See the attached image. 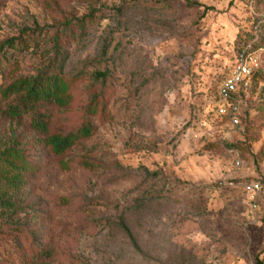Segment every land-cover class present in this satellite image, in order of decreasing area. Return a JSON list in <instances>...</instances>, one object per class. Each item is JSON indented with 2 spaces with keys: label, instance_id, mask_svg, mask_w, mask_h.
<instances>
[{
  "label": "rangeland",
  "instance_id": "1",
  "mask_svg": "<svg viewBox=\"0 0 264 264\" xmlns=\"http://www.w3.org/2000/svg\"><path fill=\"white\" fill-rule=\"evenodd\" d=\"M56 36L71 101L50 105V129L85 120L100 91L92 135L58 154L34 142L26 116L0 115V139L24 145L35 167L21 219L52 240L47 263L255 264L264 250V60L239 125L216 104L239 47L264 41V0H0V88L52 56ZM254 179L253 208L242 183ZM14 242L0 233V264H20Z\"/></svg>",
  "mask_w": 264,
  "mask_h": 264
},
{
  "label": "trees",
  "instance_id": "2",
  "mask_svg": "<svg viewBox=\"0 0 264 264\" xmlns=\"http://www.w3.org/2000/svg\"><path fill=\"white\" fill-rule=\"evenodd\" d=\"M55 40L54 54L40 63L36 70L21 73L3 83L0 91L6 102L0 105V115L4 114L16 121L26 116L28 124L37 132L34 142L60 154L92 135L94 125L91 116L98 112L101 93L99 91L92 95L87 104L88 117L77 126L67 130L50 129L53 116L50 105L66 107L71 101L72 77L65 73L66 56L63 55L57 36ZM243 46L239 47L235 57ZM259 71L260 67L255 70L254 76ZM96 74L103 77L106 71L98 70ZM244 95L243 93L242 98ZM85 164L90 163L85 161ZM34 168L32 161L26 156L24 145L14 141L12 137L0 139V216L3 218L0 221V233L10 235L15 240L14 252L20 264H49L47 262L56 251L52 240L33 235L31 228L21 219L24 209L22 189L28 183ZM118 223L133 245L139 248L128 224L123 219ZM21 238L29 239V253L25 251ZM263 252L264 250L258 255L255 264H264L260 259Z\"/></svg>",
  "mask_w": 264,
  "mask_h": 264
},
{
  "label": "built area",
  "instance_id": "3",
  "mask_svg": "<svg viewBox=\"0 0 264 264\" xmlns=\"http://www.w3.org/2000/svg\"><path fill=\"white\" fill-rule=\"evenodd\" d=\"M264 60V41L255 46L254 42H248L237 53L232 68L221 81L217 89L216 109L220 116L225 117L230 124L237 126L241 123L242 94L246 93L252 84L254 72ZM239 163V160H237ZM246 191L251 193V206H257L256 195L261 189L257 180L244 181L242 183ZM264 263V252L260 255Z\"/></svg>",
  "mask_w": 264,
  "mask_h": 264
}]
</instances>
